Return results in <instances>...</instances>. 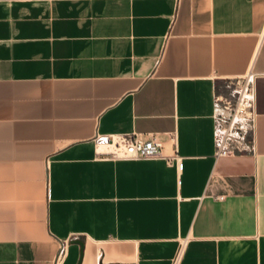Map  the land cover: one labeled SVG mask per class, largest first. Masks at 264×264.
I'll return each mask as SVG.
<instances>
[{
	"label": "crops",
	"instance_id": "crops-1",
	"mask_svg": "<svg viewBox=\"0 0 264 264\" xmlns=\"http://www.w3.org/2000/svg\"><path fill=\"white\" fill-rule=\"evenodd\" d=\"M246 71L250 148L214 156L212 92ZM128 130L178 158L95 152ZM66 236L57 264H169L178 241L176 264H264V0H0V264Z\"/></svg>",
	"mask_w": 264,
	"mask_h": 264
},
{
	"label": "built area",
	"instance_id": "built-area-1",
	"mask_svg": "<svg viewBox=\"0 0 264 264\" xmlns=\"http://www.w3.org/2000/svg\"><path fill=\"white\" fill-rule=\"evenodd\" d=\"M163 46H161L160 51ZM252 72L226 76L212 92V153L214 156L244 151L250 148L253 125ZM98 144L95 152L108 158H162L170 163L178 158L173 132L160 137L156 131L134 130L94 132ZM66 236L57 239L51 264H57L64 255ZM181 241H178L169 264H176Z\"/></svg>",
	"mask_w": 264,
	"mask_h": 264
},
{
	"label": "water",
	"instance_id": "water-1",
	"mask_svg": "<svg viewBox=\"0 0 264 264\" xmlns=\"http://www.w3.org/2000/svg\"><path fill=\"white\" fill-rule=\"evenodd\" d=\"M72 240L77 241L79 243V245L81 246L82 241L80 239L75 237V238H72Z\"/></svg>",
	"mask_w": 264,
	"mask_h": 264
}]
</instances>
